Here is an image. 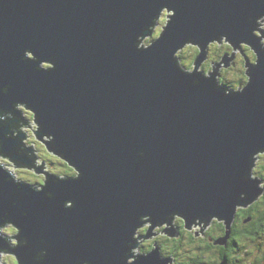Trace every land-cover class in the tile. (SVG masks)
I'll return each mask as SVG.
<instances>
[{
	"label": "water",
	"instance_id": "water-1",
	"mask_svg": "<svg viewBox=\"0 0 264 264\" xmlns=\"http://www.w3.org/2000/svg\"><path fill=\"white\" fill-rule=\"evenodd\" d=\"M165 5L177 12L167 34L149 52L136 51L137 35ZM259 15L264 0H0V87L13 86L0 108L29 103L84 173L78 182H50L49 200L0 172V217L29 236L30 246L17 253L25 264L42 238L51 245L47 264H120L140 215L159 219L180 210L230 218L240 192L254 198L256 185L241 178L250 153L264 146V52L249 89L231 97L212 82L194 87L171 52L190 38L224 33L258 50L248 18ZM25 49L56 61L57 70L37 72L22 61ZM8 131L0 130V139ZM16 143L6 140L5 151L14 153ZM66 200L77 207L66 211ZM97 217L104 223L94 227ZM138 264L162 262L155 252Z\"/></svg>",
	"mask_w": 264,
	"mask_h": 264
},
{
	"label": "clouds",
	"instance_id": "clouds-1",
	"mask_svg": "<svg viewBox=\"0 0 264 264\" xmlns=\"http://www.w3.org/2000/svg\"><path fill=\"white\" fill-rule=\"evenodd\" d=\"M176 16L175 7H160L137 35L136 51L152 50L167 34ZM248 23L254 25L251 35L258 41V50L246 40L239 41L237 46L226 33L210 40L190 38L171 52L176 71L191 78L194 87L208 81L224 97L243 95L252 84V69L260 66V53L264 52V15L250 16ZM21 59L36 64L37 72L57 70L56 61L41 60L31 49H25ZM12 87L11 84L0 87V96H10ZM4 128L9 131L0 139V172L6 173L8 182L18 189L28 187L36 194H45L50 182H78L83 178L84 173L60 151L56 137L45 131L39 113L29 103L15 102L11 111L0 108V130ZM6 140L17 142L14 153L5 151ZM145 155L143 151L139 153L140 158ZM24 158L30 163H25ZM241 179L244 184H255L256 194L250 198L247 192H240L230 218L217 212L190 217L180 210L159 219L151 213L140 215L131 226L130 239L123 241L127 251L120 264H138L141 258L155 252L162 264H264V146L250 153ZM46 195L49 200L55 199L53 191H47ZM13 207L22 216H28V211L17 202ZM63 207L66 211L74 210L77 202L66 200ZM103 223L102 217L92 221L94 227ZM0 244L6 245L0 246V264H25L17 253L30 246V238L17 222L0 217ZM39 244L32 264H47L51 245L43 238ZM76 264L92 261L79 258Z\"/></svg>",
	"mask_w": 264,
	"mask_h": 264
}]
</instances>
